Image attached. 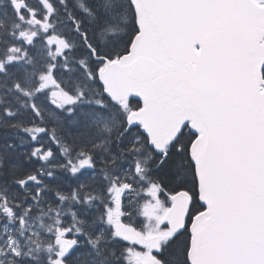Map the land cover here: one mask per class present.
<instances>
[{"label":"snow or ice","instance_id":"snow-or-ice-1","mask_svg":"<svg viewBox=\"0 0 264 264\" xmlns=\"http://www.w3.org/2000/svg\"><path fill=\"white\" fill-rule=\"evenodd\" d=\"M0 264H264V0H0Z\"/></svg>","mask_w":264,"mask_h":264}]
</instances>
